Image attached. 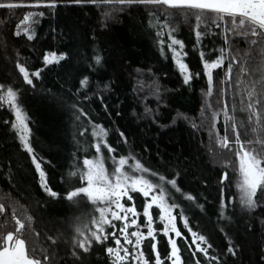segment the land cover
Instances as JSON below:
<instances>
[{"label": "trees", "instance_id": "1", "mask_svg": "<svg viewBox=\"0 0 264 264\" xmlns=\"http://www.w3.org/2000/svg\"><path fill=\"white\" fill-rule=\"evenodd\" d=\"M35 2L0 0V3L21 5ZM114 7L121 6L60 0L54 13L44 8L0 9V84L11 85L20 93L21 107L31 129L30 142L37 157L43 158L48 187L58 194L50 196L40 186L39 173L17 132L11 128L15 115L7 105L0 106V204L6 206V212L0 214V232L15 228L12 218L15 209L16 218L28 225L25 236L29 247L33 244L37 248L48 247L51 245L48 238L52 237L58 242L59 264H72L77 218L90 219L93 209L86 199L77 207L67 200V193L81 186L78 176L71 173L82 168L86 156L91 158L95 153L90 147L95 143L91 137L94 123L108 130V143L117 150L115 155L133 153L146 167L168 175L169 179L175 172L180 173L177 183L181 192L195 196L196 203L185 200L174 189L171 191L184 208L193 231L204 235L213 245L209 255H218L222 264H264V211L258 208L254 213L245 214L240 208L236 187L238 160L233 154L236 146L233 143L231 150L221 149L211 127L212 113L219 112L216 128L223 136L222 109L226 102L229 114H233L234 94L237 123L244 121L247 125V113L240 111L239 89L228 87V94L221 97L219 89L223 86L219 81L224 78V70L217 69L213 94L205 95L207 78L199 53L203 50L206 59L210 55L215 59L211 50L215 48L218 53L222 47V29L209 27V35L197 45L194 19L185 21L180 13L169 10V27L162 28L166 6L133 5L124 11H114ZM30 11L45 12L42 18L37 17L36 36L32 41L23 33L19 37L15 35L17 25ZM105 12L112 13L107 20ZM169 28L175 29L173 34L184 41L187 52L184 62L193 74L189 84L184 83L173 54L167 48ZM157 32H162L161 38L165 40L163 53ZM237 46L239 51L233 55L240 64L234 65V80L240 67L252 73L251 76L241 75L240 79L258 80L262 62L259 49L249 47L241 37H236V45H232ZM49 52L67 54L68 59L45 66L43 56ZM94 53L102 56L100 65H95ZM17 63L24 64L30 73L43 70L40 79L33 78L34 88L23 82ZM84 76L89 78L88 88L79 87V80ZM72 103L83 106L87 112L79 121L73 114ZM146 108L152 112H146ZM177 113L187 119L173 123ZM239 130L242 141L257 138L251 126L247 127V135H244L245 128ZM81 132L85 134L81 136ZM125 138L127 143H124ZM229 139L234 141V134H230ZM225 172L231 183L225 180L221 184ZM221 190L227 205L223 217L220 215ZM197 203L203 204V210ZM29 216L31 221L27 220ZM177 225L190 243L191 236L179 218ZM157 241V250L163 259L170 247L162 235L157 236ZM230 242L237 247L236 256L227 253ZM147 245L145 241L146 255L150 251ZM178 245L186 264H194L196 258L208 264L203 254L192 257L182 240H178ZM108 246L114 244L111 241L103 246L94 244L82 257L83 264H112V258L104 250ZM82 251L78 250V254Z\"/></svg>", "mask_w": 264, "mask_h": 264}, {"label": "snow or ice", "instance_id": "2", "mask_svg": "<svg viewBox=\"0 0 264 264\" xmlns=\"http://www.w3.org/2000/svg\"><path fill=\"white\" fill-rule=\"evenodd\" d=\"M71 2L121 6L114 7V11H124L125 8H130L133 5L166 6L165 24L162 28L169 27L167 20L169 10L180 13L185 21L194 19L197 45H201L207 38L209 27L222 29L223 44L228 47H221L218 53L213 48L211 53L215 54V59H212L211 55L206 59L203 50L199 53L200 59L203 61L204 75L207 78L205 95L211 97L213 94L215 70L223 69L227 64L224 78L219 81L223 86L219 89V95L226 96L228 87L239 89L240 111L247 113V125L244 121L237 123L234 94L233 114H229L226 102L222 109L223 136L216 128L219 112L212 113L213 124L211 127L215 130V138L221 149L231 150L233 143L236 146L233 154L238 160L236 171L239 173V178L236 187L239 190L240 208L245 211V214L254 213L258 208L264 211V0H71ZM59 4L60 0H36L35 3L29 5L0 3V9L44 8L54 13ZM44 15V11L28 12L21 24L17 25L15 35L19 37L23 33L27 40L32 41L36 36L34 25L38 23L37 17L42 18ZM104 15L107 20L112 16V13L105 12ZM174 31L175 29L169 28L167 48L173 54V59L183 76L184 83L189 84L193 79V74L188 64L184 62V57L187 56V52L184 51L185 44L183 40L176 38L173 34ZM156 35L163 53L165 40L161 38L162 32H157ZM236 37L244 38L249 43V47L255 46L259 49L262 62L260 65L261 76L258 80L252 79L245 82L240 79L241 75H252L243 67L239 68L234 80V65L240 64L238 57L233 55V52L239 51L238 46L232 47V45H236ZM92 58L95 65L102 63L103 58L99 53H94ZM66 59H68L67 54L57 55L55 52H49L43 56L45 66L59 64ZM16 67L23 77V82L34 88L33 78L40 79L43 70L30 73L28 68L21 63H17ZM196 75L200 74L196 73ZM217 75L219 74L217 73ZM79 87H89L87 76L79 80ZM82 94L86 96V94ZM101 102L103 103V98H101ZM3 105H7L15 115V121L11 122V128L17 132L23 149L30 155L31 162L35 166L36 172L39 173L40 186L50 196H57V192L48 187L46 173L42 167L43 158L37 157L30 142L31 129L21 107L20 93L11 85L0 84V106ZM207 107L210 108L211 105L209 104ZM71 108L78 121L82 116L87 115L83 106L72 103ZM146 112L151 113L152 110L146 108ZM177 119H187V117L182 113H177L173 123ZM4 123L8 124L9 121H4ZM248 126H251V131L257 134V138L245 142L241 139L242 133L239 128H245L244 135H247ZM91 128V137L95 143L90 144V147L95 149V153L91 158L86 156L83 159L82 168L71 173L72 176H78L81 186L75 187L74 190L67 193V200L77 207H80L81 202L86 199L87 204L91 205L93 209L90 219L77 218L71 252L75 259L72 264H76V261L83 264L82 257L90 252L94 244L103 246L107 241L114 244V246L104 249L108 257L112 258V264H166V261H170V264H186L182 258L178 240L187 244L192 257L195 258L198 254H203L208 264H212V262L222 264L218 255H209V249L213 245L204 235L193 231L184 208L177 202L171 191L174 189L176 193H181L185 200L196 203L195 196L181 192V187L177 183L180 173L175 172L169 179L168 175L146 167L133 153L115 155L117 150L108 143V130L103 125L94 123L91 124ZM86 131L87 129H85ZM85 132H81L80 135L83 136ZM230 134H234V141H230ZM119 135L124 137L125 134L120 132ZM124 143H127L126 138ZM104 149L107 151L105 152ZM108 161L111 163L109 164ZM225 180L231 183L227 172L224 173L220 183L223 184ZM197 207L201 210L204 208L203 204L198 203ZM220 207V215L223 217L227 207L223 199V190H221ZM5 212L6 206L0 204V214ZM12 218L15 220V228L0 232V264H59L57 240L49 237L50 246L37 248L33 244L29 247L25 236L28 225L16 218L15 209H13ZM178 218L183 223V228L187 229V233L191 236L190 243L186 234L177 226ZM31 219L32 217H27L28 221ZM158 225H162V227H158ZM223 230L222 228L221 231ZM36 235L38 236L39 233ZM158 235L167 238V245L170 247V251L165 253L163 259L160 251L157 250ZM145 241H148L147 247L150 249L148 255L145 253ZM192 245H195L194 250ZM78 250L83 251L78 254ZM227 253L236 256V245L230 242ZM152 254H154V259ZM194 264H202V261L196 258Z\"/></svg>", "mask_w": 264, "mask_h": 264}, {"label": "rangeland", "instance_id": "3", "mask_svg": "<svg viewBox=\"0 0 264 264\" xmlns=\"http://www.w3.org/2000/svg\"><path fill=\"white\" fill-rule=\"evenodd\" d=\"M222 47H225V48H227L228 46H226V45H224L223 44V42H222ZM226 67H227V64H225V66H224V68H223V70H225L226 69ZM139 210V209H138ZM143 219V218H142ZM178 226V225H177ZM144 231L146 232V229H144ZM171 235H174V234H171Z\"/></svg>", "mask_w": 264, "mask_h": 264}, {"label": "flooded vegetation", "instance_id": "4", "mask_svg": "<svg viewBox=\"0 0 264 264\" xmlns=\"http://www.w3.org/2000/svg\"><path fill=\"white\" fill-rule=\"evenodd\" d=\"M123 242V241H122Z\"/></svg>", "mask_w": 264, "mask_h": 264}]
</instances>
